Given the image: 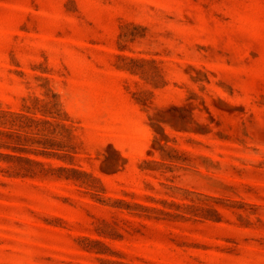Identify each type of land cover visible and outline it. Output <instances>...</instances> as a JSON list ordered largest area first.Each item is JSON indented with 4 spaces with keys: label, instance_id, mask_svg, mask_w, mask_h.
Listing matches in <instances>:
<instances>
[{
    "label": "rangeland",
    "instance_id": "rangeland-1",
    "mask_svg": "<svg viewBox=\"0 0 264 264\" xmlns=\"http://www.w3.org/2000/svg\"><path fill=\"white\" fill-rule=\"evenodd\" d=\"M0 264H264V0H0Z\"/></svg>",
    "mask_w": 264,
    "mask_h": 264
}]
</instances>
